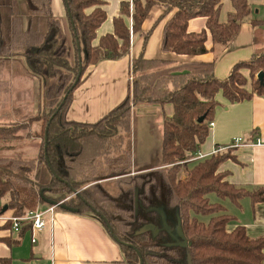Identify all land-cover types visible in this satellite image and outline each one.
Segmentation results:
<instances>
[{
  "label": "trees",
  "instance_id": "trees-1",
  "mask_svg": "<svg viewBox=\"0 0 264 264\" xmlns=\"http://www.w3.org/2000/svg\"><path fill=\"white\" fill-rule=\"evenodd\" d=\"M25 1L28 26L22 28L17 0H0V57L20 53L27 68L44 78L43 105L25 118L27 122L22 120L25 124H0V145L11 147L20 139L17 131L34 121L40 122V144L35 157L8 158L0 168V216H20L36 209L45 196L56 200L74 193L65 205L78 214L92 212L116 241L127 264H139L140 257L142 264H188V255L191 264H264V235L250 237L242 225L227 230L232 216L208 198L212 192L234 202L245 196L252 202L264 201V185L250 191L230 183L225 173L218 171L222 161L234 158L232 145L194 158L208 135L218 91L229 102L249 99L254 94L264 97V77L262 84L256 78L257 72L264 73V49L235 63L223 79L214 76V61L173 63L139 54L131 62L129 90L120 103L95 122L66 117L72 93L89 65L127 55L130 32L142 34L143 43L146 41L149 31L144 33L141 25L153 5L164 7L163 17L174 9L164 26L163 49L176 54H201L208 50V35L210 50L214 51L216 46L225 49L245 20L253 26L264 25V19L249 18L253 10L247 0H230L233 11L225 22L219 21L222 0H132V6L121 2L113 32L101 35L96 44L95 31L105 18L101 6L104 0H62L69 43L60 20L51 15L52 0ZM33 14L45 16L44 29L32 27ZM123 16L131 17L130 26ZM195 16L205 17V28L189 32L187 22ZM79 69V80L69 91ZM243 69L249 71L248 78L242 74ZM139 103L170 104L172 108L170 115L162 114L161 163L155 164V170L145 167L131 171L129 152L123 146V132L130 130L132 107ZM123 151L127 164L120 157ZM107 161L119 166L107 169ZM42 167L48 173L45 182L40 179ZM101 168L106 174L101 175ZM181 168L186 170V178L177 177ZM110 178L119 186L117 193L105 189L104 181ZM154 198L162 201L163 209L175 220L179 218L189 244L167 245L171 238L164 230L156 234L165 239L160 242L149 240L148 230L136 232L143 223L151 222L159 228L158 213L149 209L156 205ZM4 205L7 208L3 211ZM202 216H207L206 221ZM2 226L13 232L10 221H3ZM28 228L22 225L17 234L21 236ZM3 241L8 245L15 242L10 236ZM0 264L14 263L10 257H0Z\"/></svg>",
  "mask_w": 264,
  "mask_h": 264
},
{
  "label": "crops",
  "instance_id": "crops-1",
  "mask_svg": "<svg viewBox=\"0 0 264 264\" xmlns=\"http://www.w3.org/2000/svg\"><path fill=\"white\" fill-rule=\"evenodd\" d=\"M131 1L104 0L101 6L105 11V18L95 31L93 44L98 42L101 35L113 32V21L120 15L121 2H129L132 6ZM247 2L253 10V17L264 19V0H247ZM51 7L53 10V0ZM173 11L174 9L163 17L164 7L153 5L141 25L144 33L149 31L144 43L142 34L130 32V47L127 55L117 59H102L88 66L72 93L66 112L67 119L95 122L120 103L129 90L133 75L131 62L139 54L149 59L159 58L173 63L200 64L214 61L213 74L216 78L223 79L229 75L235 63L247 60L255 52L264 49V25L253 26L247 19L248 22L241 23L237 35L225 49L216 46L214 51H211L212 41L208 35L205 42L208 50L204 53L176 54L166 51L162 46L164 26ZM232 11L230 0H222L219 21L225 22L228 13ZM22 18L21 27L26 28L28 18ZM123 18L130 26L131 17L123 16ZM32 23L34 22L31 21ZM205 23L206 19L203 16L192 17L187 22V31L199 32L205 28ZM62 24L67 30V22L63 21ZM64 32L69 43L70 33ZM0 59L2 63H18L20 71L30 75L22 60L15 56L0 57ZM241 72L248 77V70L243 69ZM246 87L250 88L249 83ZM215 99L217 105L214 109L212 124L209 125L208 135L200 144L196 154L204 157L223 145H230L235 139H241L240 144L234 145L232 149L234 158L222 161L218 171L224 172L225 179L230 183L250 191L254 190L264 185V97L254 94L249 99L229 102L222 92L218 91ZM1 102L4 101H0V116L5 115V117L0 118V124L15 122L16 119L12 118H16V113ZM140 105L143 106L135 105L132 109L144 107L151 110L150 105ZM38 111L23 115L18 121ZM38 122L34 121V123ZM213 194L216 198L213 202L221 204L224 211L232 216L226 224L227 230L242 225L250 237L264 235V201L252 202L249 196H245L238 202H234L227 197L221 198ZM156 205L161 206V204ZM44 207L40 205L37 208ZM166 217L174 233L176 221L168 212ZM46 219L45 227L35 234L34 243L31 242L29 229L19 236L2 226L3 220H0V257H10L14 264H127L116 241L101 221L91 214L56 209L52 216L46 214ZM9 236L13 241L15 240L12 245L3 241V238Z\"/></svg>",
  "mask_w": 264,
  "mask_h": 264
},
{
  "label": "rangeland",
  "instance_id": "rangeland-1",
  "mask_svg": "<svg viewBox=\"0 0 264 264\" xmlns=\"http://www.w3.org/2000/svg\"><path fill=\"white\" fill-rule=\"evenodd\" d=\"M18 2V8H19V14L22 19L27 18V15L29 14L28 6L25 0H17ZM255 11V10H254ZM52 15L57 17L61 25L64 26L62 23L63 21L66 22L65 19V12H64V6L62 3V0H53V10ZM254 14H252L253 17ZM32 16V27H36L38 29H44L46 24V18L43 15H36L33 14ZM25 22V21H24ZM245 22H248V20H245ZM64 31L69 32V30ZM64 33V32H63ZM15 58H18L22 60L24 66L29 71L30 75L27 73H24L20 71L19 64L18 63H2L0 62V94L1 93H7V94H1L0 95V101H4L1 103H4L6 106H8L9 110H12L16 113V119L15 122H22L18 121L23 115H27L30 113H35V110L38 111L40 108H42L43 105V97H42V89H43V83L44 78L41 76L32 73L26 66L24 57L20 53H16ZM2 60V59H0ZM248 78V77H247ZM139 106H143L137 104ZM150 105V109H142L140 108H134L131 111V122H130V130L123 132V146L125 150H128L129 152V158L130 160V169L131 171H136L137 169H141L140 167H148L153 170L154 168H157L158 166H155L157 163H161L160 156H161V143H162V123H161V116L163 113L169 115L170 111H172L170 104H164L163 106L159 105H153V104H145ZM144 105V106H145ZM143 110V111H142ZM158 110V111H154ZM1 112V109H0ZM3 118L5 115H2ZM0 116V118L2 117ZM26 119H24L25 121ZM11 121V120H10ZM27 122V121H25ZM27 126L20 128L17 131V135L20 136V139L18 141H13L12 146L7 148L4 144H1L0 148V168L4 167L3 165H6L5 161L8 158H14V157H21L24 159H29L35 157V155L38 153V148L40 144V122L31 124H26ZM126 153V152H125ZM120 157L123 160L124 163H126V156L124 154V151L120 153ZM108 162V161H107ZM113 161L108 162L107 169H109L111 166H119V164L112 163ZM123 163H120V166ZM127 164V163H126ZM124 166V165H123ZM147 168V169H148ZM134 169V170H133ZM101 175L106 174V170L100 169ZM41 182H45L48 180V173L45 169V167H42L41 169ZM100 172V171H98ZM187 172L185 169H182L178 172L177 177L178 178H186ZM105 189L109 193H117L118 192V185L115 182L114 179H106L104 181ZM121 188V187H120ZM43 194V190H41ZM40 191V192H41ZM74 196V193H67L63 194V197L60 199L54 200L53 198L45 196V198L52 199L60 204L59 201H62V205H65L64 201L70 197ZM208 198L211 201L216 200L214 198V194L211 192L208 194ZM154 204H162V201L158 200L157 198L153 199ZM45 200L39 204H37L36 208L40 205H48ZM67 206V205H66ZM71 208V207H70ZM56 209H60L58 206L53 210L51 216L55 213ZM86 213H89L93 215L92 212L86 211ZM218 213H215L216 215ZM202 219L206 221L207 216H202ZM151 223V222H150ZM146 223H143L144 225ZM140 225L138 229L142 226ZM137 229V230H138ZM149 232V240H153L156 242H160L162 240H165L164 238H158L156 235L152 234L151 230H148Z\"/></svg>",
  "mask_w": 264,
  "mask_h": 264
},
{
  "label": "water",
  "instance_id": "water-1",
  "mask_svg": "<svg viewBox=\"0 0 264 264\" xmlns=\"http://www.w3.org/2000/svg\"><path fill=\"white\" fill-rule=\"evenodd\" d=\"M66 9L68 10L67 5H66ZM77 48H79L78 43H77ZM78 56H80V54H78ZM80 72H81V69H79V72H78L77 76L75 77L71 87L69 88V91L75 86V84L79 80ZM263 77H264V73L262 71L257 72L256 78L259 80V82L261 84L263 83ZM69 91H67L64 94V99L67 96ZM58 109H59V107H57V111H58ZM202 119H203V116L200 117L198 120L201 121ZM44 139L46 140V136L44 137ZM40 193H42V191ZM135 197L137 198L136 193H135ZM44 200L47 203H49V204L57 205L59 208H62V209H65V210H68V211H71V212H76L75 209L70 208V207H68L66 205H62V203L58 204V202H56V201H54L52 199L45 198ZM6 208H7V206L4 205L2 210L4 211V210H6ZM149 209L155 210L158 213V215H159V225H160L159 228L157 226H155L154 224H152V223H146V224L142 225L138 230H136V232H143V231L151 230L152 234L156 235L159 230H164L171 238V241L166 243L167 245L179 244V245H182V246H186L187 244H189L187 242V240L185 239L184 234H183V232L181 230L179 218L176 219V223H175V226H174V228H175L174 229V233H172L171 227L168 224V221L166 220V218H167L166 217V211L163 209L162 204H161V206L153 205V206L149 207ZM106 224L108 225V223H106ZM108 230L111 232V228L109 227V225H108ZM128 245H130V244H128ZM138 255L140 257L139 252H138ZM139 264H142L141 257H140V260H139ZM188 264H191L189 255H188Z\"/></svg>",
  "mask_w": 264,
  "mask_h": 264
},
{
  "label": "built area",
  "instance_id": "built-area-1",
  "mask_svg": "<svg viewBox=\"0 0 264 264\" xmlns=\"http://www.w3.org/2000/svg\"><path fill=\"white\" fill-rule=\"evenodd\" d=\"M131 24V20H130ZM212 122H209V125H211ZM241 142V139H235L229 146L239 145ZM223 147H220L218 149H221ZM203 155L195 154L194 158H202ZM60 203L62 201H59ZM0 201V205H1ZM59 204V203H58ZM57 207V205L54 204H48L44 208H36L34 210L27 211L25 214L20 216H11V215H3L0 216V220L3 221H10L11 222V229L13 232L17 233L21 226L26 224L29 226V231L31 232V242L34 243L36 241V233L41 231L47 222L46 214H52L53 210Z\"/></svg>",
  "mask_w": 264,
  "mask_h": 264
},
{
  "label": "flooded vegetation",
  "instance_id": "flooded-vegetation-1",
  "mask_svg": "<svg viewBox=\"0 0 264 264\" xmlns=\"http://www.w3.org/2000/svg\"><path fill=\"white\" fill-rule=\"evenodd\" d=\"M170 214V213H169ZM170 216H172L171 214H170ZM174 218V217H173ZM158 221H159V217H158ZM176 221V220H175Z\"/></svg>",
  "mask_w": 264,
  "mask_h": 264
}]
</instances>
